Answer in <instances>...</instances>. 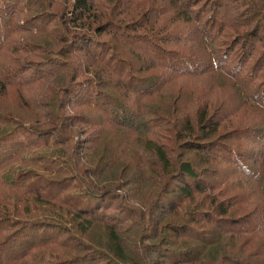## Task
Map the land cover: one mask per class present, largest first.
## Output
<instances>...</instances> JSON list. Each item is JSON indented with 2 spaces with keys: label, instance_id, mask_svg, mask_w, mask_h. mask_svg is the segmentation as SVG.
Segmentation results:
<instances>
[{
  "label": "trees",
  "instance_id": "trees-1",
  "mask_svg": "<svg viewBox=\"0 0 264 264\" xmlns=\"http://www.w3.org/2000/svg\"><path fill=\"white\" fill-rule=\"evenodd\" d=\"M0 264H264V0H0Z\"/></svg>",
  "mask_w": 264,
  "mask_h": 264
},
{
  "label": "rangeland",
  "instance_id": "rangeland-1",
  "mask_svg": "<svg viewBox=\"0 0 264 264\" xmlns=\"http://www.w3.org/2000/svg\"><path fill=\"white\" fill-rule=\"evenodd\" d=\"M235 18H236V20L237 21H239L238 20V18L235 16ZM241 19V18H240ZM160 25H162L161 24V22H160ZM50 39V38H49ZM48 39V40H49ZM51 41H52V39H51ZM84 59H88L87 57H83ZM221 75H218V74H215V73H209V74H203L201 77H199V78H192V79H190V80H187L186 82H185V84H187V83H191V82H193V81H195V80H197V82H196V84H198V85H200V86H204V87H208V88H211V91L212 92H219V91H221L222 89L220 88H218V86L216 85V84H218L219 82H217V81H219V77H220ZM214 86H215V89H214ZM73 92H76L77 91V93H78V91H80V89H79V87L77 86V87H75V88H73V90H72ZM13 97H15V94H13L12 95ZM148 102H149V104H150V109H152L153 108V106H157L158 107V104H162L163 103V101H162V99H161V97H159V96H155V97H152V98H150L149 100H148ZM239 103L240 102H238L236 105H239ZM247 106V105H246ZM252 107H253V109H255V110H258L256 107H254L253 105H251ZM242 107H245L244 105H242V106H240V109L242 110ZM252 109V110H253ZM152 111V110H151ZM243 111V110H242ZM80 138L82 139V137L80 136ZM261 148V147H260ZM260 148H258V149H260ZM251 153V152H250Z\"/></svg>",
  "mask_w": 264,
  "mask_h": 264
}]
</instances>
